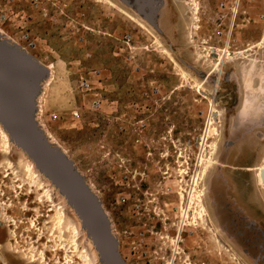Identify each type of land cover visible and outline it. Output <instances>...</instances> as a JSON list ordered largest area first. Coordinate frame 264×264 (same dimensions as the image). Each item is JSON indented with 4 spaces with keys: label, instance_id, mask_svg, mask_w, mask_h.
I'll use <instances>...</instances> for the list:
<instances>
[{
    "label": "rangeland",
    "instance_id": "374dc122",
    "mask_svg": "<svg viewBox=\"0 0 264 264\" xmlns=\"http://www.w3.org/2000/svg\"><path fill=\"white\" fill-rule=\"evenodd\" d=\"M19 1L38 39L30 54L52 67L36 118L99 195L131 264H154L165 250L168 257L164 237L183 224V263L264 264V189L248 171L264 166V0L244 6L251 22L239 21L230 54L215 39L220 0H164L152 19L126 0H43L38 11ZM1 29L19 41L8 22ZM209 156L216 164L202 178ZM25 165L14 147L0 149V264H32V255L41 264L42 251L43 264H85L70 231L54 229L62 199L38 201L45 190ZM195 192L205 194L204 221L189 200ZM78 243L92 254L86 237Z\"/></svg>",
    "mask_w": 264,
    "mask_h": 264
},
{
    "label": "water",
    "instance_id": "95a60500",
    "mask_svg": "<svg viewBox=\"0 0 264 264\" xmlns=\"http://www.w3.org/2000/svg\"><path fill=\"white\" fill-rule=\"evenodd\" d=\"M126 4L134 6L142 18L152 19L155 9L162 7L164 0H126ZM26 53L10 41L0 39V122L70 201L92 238L102 263L126 264L117 242L110 235L109 222L78 177L72 162L61 152L52 150L37 129L33 118L34 98L47 70ZM262 179L264 182V175Z\"/></svg>",
    "mask_w": 264,
    "mask_h": 264
},
{
    "label": "bare ground",
    "instance_id": "6f19581e",
    "mask_svg": "<svg viewBox=\"0 0 264 264\" xmlns=\"http://www.w3.org/2000/svg\"><path fill=\"white\" fill-rule=\"evenodd\" d=\"M0 39L11 41V39L7 35H5L3 32L0 34ZM263 44H264V37H263L262 41L258 43V46L262 47ZM25 55L28 56V57L31 56L30 53H26ZM223 61H224V59H221V62L219 64L215 65L216 68H215L214 72L215 71L220 72V67L223 64ZM46 70H48L47 73L50 74V71H51V74H52V67L48 66V67H46ZM41 85H42V83L39 85V90L37 92V95L34 98V116H33L34 122H35V124L37 126L38 131L40 132V134L42 135L44 141L46 142V144L52 150L61 152L67 158L66 151L63 149V147L61 145H59L58 141L55 139V137L51 133L47 134V132H45L44 128H42V126L39 124V122H38V120L36 118V114L39 112V107H40L39 104H38V100H39V95L41 93ZM213 119H214V117H213ZM213 125H214V122H213ZM216 132H217V130H216V128H214L212 130V135H215ZM0 136H1L2 140H3V141H1V148H0L1 151L3 153H5L6 155H8L10 153V149L12 147H14L16 150H18L23 155L24 160L27 162V165H25L23 168L25 170L26 175L29 178L30 183L34 187H36L38 191L45 190L44 196L43 197H39L38 201L43 202L44 201L43 198H46V200L48 202L54 204V195H58L62 199L65 208L66 209L68 208V210H70L73 213L74 218H75V223L74 222H69L67 220V217H66L65 208L64 207H59L55 211L56 212V219H55L56 225L54 226V229H58V230H60L62 232V229L65 227L67 230L70 231V233L72 234L71 245L73 246V249L75 250V252L78 253L79 257L85 262V264H94V263L95 264H103L101 259H100L99 254H98V251H97V249H96V247H95V245H94V243L92 241V238L88 235V233H87V231H86V229H85V227L83 225L82 220L80 219L77 211L72 206L70 201L67 199V197L64 194H62V192L56 187V185L39 169V167L34 162V160L32 158H30V156L16 143V141H14L11 138V136L8 134V132L6 131L5 127L2 125L1 122H0ZM209 148L211 149L210 151H212L214 153V151H216L217 146H216L215 143H212L211 145H209ZM202 162L203 163H202V169H201L202 170L201 177L205 178V176L207 175L209 170L216 163H215V160L212 158V156L211 157L209 156L207 159L202 160ZM6 165H7V169L9 171L10 170L15 171V166H14V164L11 161H7ZM72 165L74 167L73 162H72ZM248 171H255L256 172L258 184H259V186L262 189H264V182H263V179H262V177L264 175V166H261V167L256 168V169H250L249 168ZM183 174H185V173H183ZM78 177L83 180L85 188L89 191V193L92 195L94 200L97 202V204H98L99 208L101 209L104 217L106 218V221L109 222L110 235L117 242L118 250H119V242L120 241H119V238L116 235L114 226L112 224V217H111L110 213L104 207V205L102 203V200L100 199V197L97 194V192L92 188V186L89 183L85 182V180L83 179V177L80 174L78 175ZM45 184L47 185V187L44 186ZM181 192L179 194V197H180V200H181L180 202H183L182 200H184V198H183L184 196H183V193H181ZM204 196H205V194L202 193V192H195L191 196V198L189 199L191 204H193V203L195 204V203H197V201L199 202L198 205L200 207V211L197 212V216H199V218H201V220H203V221H204V217L207 214L206 208H205L204 203H203ZM184 214H185V212H184ZM83 236L86 237V241L88 242V244L90 245V247L92 249V251H91L92 254L90 252H88L87 250H81L80 249V246H79V243H78V239L83 237ZM2 246L3 245H1L0 248ZM1 251H2V249H1ZM119 253H120V250H119ZM120 255H121V253H120ZM41 257L42 258H41V262L40 263L43 264V263H45L44 262V258H45V252L44 251H42ZM121 257H122V255H121ZM29 260H30V263H32V264H35L37 262V259H36V257L34 255L30 256Z\"/></svg>",
    "mask_w": 264,
    "mask_h": 264
},
{
    "label": "built area",
    "instance_id": "2783aa9c",
    "mask_svg": "<svg viewBox=\"0 0 264 264\" xmlns=\"http://www.w3.org/2000/svg\"><path fill=\"white\" fill-rule=\"evenodd\" d=\"M29 5L32 11L37 10L40 7L43 0H25ZM254 0H220L218 5V16L216 20V30H215V39L221 45L219 51H227V54H230L233 51L234 45V35L236 30H238L241 25L239 21L243 23H250L251 18L248 17V14L244 12V6L253 3ZM17 4H20L19 0H4L0 2V32L6 33L1 29L6 22L10 24L13 29L19 33V41H14L12 36H8L11 41L10 43L21 48L22 50L31 53L38 48L37 39L31 36L30 31L28 30L29 24L31 23L32 16H24L23 12H18ZM10 17L20 18L21 23H11L12 19ZM261 21H264V15L259 16ZM9 20V21H8ZM124 42L129 49H132L131 44L133 43V38L130 34H126L124 37ZM206 42V41H205ZM218 51L216 48H211ZM97 72H94L93 75L97 76ZM100 74V73H99ZM80 87L85 92L92 91L91 82L86 79L81 78ZM101 103L99 101L95 102L96 108H99ZM75 118H79V114H74ZM184 225L176 226V234L174 237L166 236L164 238L171 239V246L169 248V256L166 255V250L163 255L155 252L156 260L154 264H186V262L181 261V254L184 252L182 245L184 242L183 231ZM190 263V262H189Z\"/></svg>",
    "mask_w": 264,
    "mask_h": 264
},
{
    "label": "flooded vegetation",
    "instance_id": "af4514ba",
    "mask_svg": "<svg viewBox=\"0 0 264 264\" xmlns=\"http://www.w3.org/2000/svg\"><path fill=\"white\" fill-rule=\"evenodd\" d=\"M29 29V28H28ZM32 35V34H31ZM34 37V36H33ZM35 39H37L36 37H34ZM38 40V39H37ZM115 222V221H114ZM116 223V222H115ZM116 228H117V230L118 231H120V229H119V227H117V224H116ZM0 231H2V229H0ZM115 231H116V229H115ZM117 232V231H116ZM1 234V233H0ZM119 250H120V253H121V255L124 257V259L126 260V259H128V261H129V263L131 264V263H133V259L131 258H128V256L125 254V249L123 248V245H122V243H121V241L119 242Z\"/></svg>",
    "mask_w": 264,
    "mask_h": 264
}]
</instances>
